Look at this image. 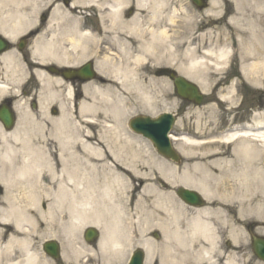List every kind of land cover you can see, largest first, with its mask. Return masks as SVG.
<instances>
[{"label": "bare ground", "instance_id": "6f19581e", "mask_svg": "<svg viewBox=\"0 0 264 264\" xmlns=\"http://www.w3.org/2000/svg\"><path fill=\"white\" fill-rule=\"evenodd\" d=\"M12 1L17 7L23 4L33 8L37 4L35 0ZM132 1L85 0L87 4L93 2L92 5L100 11L109 12L108 19L114 32L111 42L113 46L119 47L117 53L111 52L110 47L96 51L98 55L95 67L102 79L83 85L85 99L78 104V113L87 129L82 130L67 118L65 122L72 126L65 131H58L55 136L56 144L51 150L36 148L26 142L15 148L8 144V138L19 141V133L0 132V185L5 188V198L10 200L8 209L0 210V264H52L35 247L36 238L47 236L60 239L61 256L68 263L74 261L76 256L86 250L77 240L81 229L86 225H96L101 229L99 257L102 264H111L110 257L124 251V245L118 240L122 231L117 215V212L123 211V207L117 204L118 198L114 191L124 187L121 178L133 164L135 167V161L142 157L145 148L148 149V141L123 129V124L139 108L150 115L156 112L159 104L148 90L157 81L153 73L155 65H175L185 77L196 78L199 75L207 79L228 59L229 50L220 47V39L214 32L201 35L200 42L195 43V46L192 45L194 39L185 40L184 35L179 33V24L170 33L169 27L175 20L162 15L165 0H138L134 15L126 21L124 7ZM217 2L218 0L209 1L210 6ZM79 3L81 2L75 1L73 5ZM237 5L240 3L237 2ZM240 14L245 16L244 12ZM8 15L13 17L10 21L16 24L11 28L12 31L20 33L22 28L17 24L27 21V14L10 11ZM228 20L239 21L232 15ZM49 21L70 22L71 26L63 34L66 47L59 43L53 47H43V51L49 50L56 56L65 57L71 64L94 53L89 47L92 42L90 35L78 30L79 25L75 24L70 11L60 10L56 6L50 12ZM245 21L247 29L251 30L250 36L254 37L255 21ZM118 31L127 33L128 38L121 39ZM106 40L103 37L100 42L96 41V45ZM172 41H178L176 44L179 48L186 45L185 49H176L172 46ZM204 46L203 51H200ZM243 47L248 51L250 46ZM243 47L240 50L241 59L244 57ZM197 56L200 58H196ZM257 64L252 63L250 67L254 68ZM245 70L246 65L242 62L240 71L243 73ZM67 95L70 98V90ZM225 97L226 95H222V98ZM163 107L167 109L166 106ZM79 124L82 122L79 121ZM92 126L98 128L97 131L91 130ZM255 136L258 141L264 140V134ZM235 137L236 134L226 135L223 142H230ZM173 140L181 153L187 151L176 140H182L190 146L198 144L186 136L173 137ZM118 161L121 163L117 164ZM138 172L134 169L135 174ZM178 179L181 185L199 187L195 178L188 174H183ZM137 187L139 192L156 190L153 185L147 184L134 185V190ZM200 187L203 191L209 189V186L202 184ZM257 189H262L264 196V186L258 185ZM215 190L219 191L218 186ZM14 191L23 199V204L17 207L12 202ZM151 197L154 211L150 217L153 226L161 229L162 240L158 244L151 240L139 242L138 245L146 252L145 264H154L155 253L159 254L158 264H209L208 255L215 250V236L209 223L203 221L200 213L194 209H188L190 213L181 211L184 207L175 198H168L160 192H155ZM46 198L50 201L46 205V211L41 213L38 204L41 199ZM258 198L252 196L242 207L248 208L249 204L253 213H263L264 201H258ZM215 211L221 213L226 210L217 208ZM35 212H40V215H34ZM141 227L139 225L140 233L143 229L147 230L149 225L145 224L143 229ZM172 243L183 248L178 250ZM90 260L91 257L85 264Z\"/></svg>", "mask_w": 264, "mask_h": 264}, {"label": "rangeland", "instance_id": "374dc122", "mask_svg": "<svg viewBox=\"0 0 264 264\" xmlns=\"http://www.w3.org/2000/svg\"><path fill=\"white\" fill-rule=\"evenodd\" d=\"M34 1V0H31ZM37 4L32 8L26 7L23 4H20L18 7L15 6L14 3H12V0H0V16H6L8 15V12L13 11L15 12H23L27 14L28 20L26 22H33L35 24H39L38 19H35L34 17H37L39 15L48 14L50 15V12L53 8L56 6L59 7L60 10L63 11H70L71 16L73 19H75L79 23L80 31L84 33H88L90 35L91 39V45L89 46L90 49H94L97 51V49L110 47L112 50L111 52L117 53L119 51L118 45L113 46L111 39L114 36V32H112L111 28V22L108 19L109 12L107 10L100 11V9L96 6H87V4H82L81 6L78 4L76 6H73L74 8L67 7L65 4L62 3L61 0H35ZM81 2L85 0H80ZM96 2V0H93ZM101 2V0H97ZM138 0H133L131 3H128L124 10L126 12L125 20L128 21L136 11V2ZM237 2L240 3V5H237ZM264 5V0H244V3H241V0H218V3H216L213 6H210L208 4V7L204 10H198L191 2L190 0H165L162 15L167 17L170 16L175 20V23L172 24L169 29L170 33H173V30H175V26L179 24L178 31L179 33L183 34L185 37V40L188 39H194L193 46H195V43L200 42L199 37L203 34H206L208 32H214L220 39V47H225L230 50V57L224 63L221 68L217 69L215 72H213V76L210 78H203L199 75L196 78H188L190 81L194 82L200 90L204 93V99L202 102V105H194L192 103H188L185 101H182L175 93L173 84L171 80L162 75L163 73L157 74V70L164 69V68H171L175 70L178 74L184 76L181 69L176 67L175 65H168V64H157L154 67L153 73L155 74V78L157 79L156 84L152 87H149V91H151V94H153V98L158 103V107H156V112L154 114H149L147 111H144L142 108H139L136 112L129 115L124 124L123 129L132 132L128 127V121L130 118L138 115H144V116H151L155 117L158 114L162 112H172L177 113V120L176 123L172 129V133L174 136L178 135H186L187 137H190L191 139H194L196 141H211L213 137H215L214 132V118L216 116V109L213 104L214 94L213 93V84L214 80L217 78H220V83L222 81H225L226 79H229L223 86L221 85V88L219 89V92L221 93H227L231 94V85L235 87H239L240 82L238 80V77L233 76L234 74H238L240 71V66L243 62L245 64L247 61L251 60L252 57L250 56L247 51H245V47L249 45L253 48H258V41L261 37L260 32L263 30L264 26L262 25V7ZM244 12L245 16H242L240 13ZM229 15H232L234 18L239 19V21L230 22L228 19H226ZM244 19V20H241ZM245 19H252L255 21V28H253V34L254 37L250 36L251 30L247 29V23ZM1 20V19H0ZM62 21H56V22H50L48 21L46 25L51 29L52 35H55L57 40L59 42L64 41V38H61L62 36V28L65 26ZM2 24V23H0ZM199 24V26H198ZM89 29H95L97 32L95 34L89 33ZM88 30V31H87ZM260 30V32H259ZM93 31V30H92ZM124 31V30H121ZM118 31V36L121 39L128 38L127 33ZM45 36V35H43ZM106 37V41L104 43H100V45H96V41L100 40ZM196 38V39H195ZM109 39V40H108ZM95 41V42H93ZM106 42V43H105ZM173 47L175 46L176 49L182 50L185 49L186 45L179 48L176 44L178 41H172ZM185 42V41H183ZM63 43V42H62ZM203 48L200 49V51H203ZM241 47H243V59L240 57V50ZM257 52L258 49H256ZM96 57L98 53H96ZM104 52H102L100 55L102 56ZM258 54V53H257ZM100 56V57H101ZM196 58H200L197 56ZM91 59L92 61H95L93 57H87L83 59L80 62H77L74 66H79L86 60ZM150 64H153V62H149ZM99 75V74H98ZM161 75V76H158ZM185 77V76H184ZM100 78V76H99ZM240 79V78H239ZM97 80L91 81V83L95 82ZM230 81V82H229ZM222 84V83H221ZM76 96H78V100L74 101V106L72 109L69 110V121L72 124H77L80 126L82 130L87 129L85 126V122L82 120L81 115L78 113L79 111V102L85 99V93L83 90L75 91ZM65 102L66 109L68 108L67 102L68 99L64 94L61 93L60 95ZM230 102L226 105H232L237 104L238 101H240L239 95H234L228 99ZM166 106L167 109H163ZM65 109V110H66ZM71 112H73V115H70ZM79 121L82 122V124H79ZM72 124L67 125V122L62 120L60 118V115L57 117H54L50 120L41 119L39 116L34 121V124L28 125L31 127V132L27 133H21L19 134L21 137V140L16 141L12 138H8V144L19 148L22 142H26L27 144L41 149H53L56 144L55 136L58 134V131L60 130L65 131L67 129H70ZM22 125H19L20 130ZM26 128V127H25ZM98 128L92 126L91 130L97 131ZM102 130V128H100ZM135 136L136 133L132 132ZM139 137H142L141 135H137ZM144 139V138H142ZM144 141H148L144 139ZM181 147L184 149V151H187L186 153H179L182 156V162L180 164H175L171 161L165 160L164 157L159 155L156 150L152 147L151 143L148 141V149L145 148V151L141 158L136 160V165L134 167V164L132 165L133 173L134 169L139 171L138 173H134V175L128 174L127 177H123L121 179L122 183L127 185V187L124 185V187L117 191L121 196H118L117 203L121 204L123 207L122 212V218L124 221V225L131 227V221L130 216L132 212V204L131 201L134 198V231L136 233L134 237V247L130 244L131 238L129 235L127 236V230L125 232V236L123 239V245H124V251L120 254L115 256H111V264H125L127 261V258L129 254L131 253L132 249L138 248L137 242L139 240L141 241H154L155 244H158L162 240V233L159 226H153V221L151 220V212H153V199H152V193L149 192H139L138 194L133 192V190H130V187L134 184H140V181L136 180V177L145 179V177L149 178L146 181L152 182L154 187L161 193H166V188L164 189L163 184L159 183L158 178L161 177L164 180H169V177H176V176H182L183 174H188L190 176H193L196 180V176H199L197 169H196V163L198 160H204L209 159L212 157V151L217 149H224V145L221 143H213L207 142V143H199L190 146L189 144H185L182 140H178ZM217 147H215V146ZM119 163V161H118ZM207 165V164H206ZM134 176V180L132 178ZM150 176L154 177L153 179H150ZM223 177V176H222ZM244 180H226V185L223 193H228L229 196H236V198L231 199L233 205H230L232 210L238 211L241 207H238V203L240 200L237 199V196L241 195L243 191L240 192V190L237 192V195H233L235 193L234 186L236 183L237 185H241V182L247 181L246 177H243ZM127 179H130L133 183H131V186L128 185ZM140 179V180H141ZM175 183H178L177 179H175ZM240 183V184H239ZM168 189H173L172 187H169ZM257 190L253 188V184L245 191L246 194H253L256 193ZM14 193H17V191H14ZM134 193V196H133ZM260 198L259 200L264 201L263 193H259ZM18 201L21 205L23 204V199L20 195L16 196ZM177 198V197H176ZM16 199V198H15ZM178 199V198H177ZM138 200V203L136 202ZM50 200L41 199L38 204V210L41 213H44L46 211V205L49 203ZM44 204V207L42 206ZM249 207H251L248 204ZM181 211H186L187 213H190L189 210L185 207ZM240 211V210H239ZM237 214H234L232 212V215H236L242 219V217L248 218L249 212L244 209L241 212ZM39 213H34V215L39 216ZM39 214V215H38ZM253 214V215H252ZM259 214L251 213V217L258 216ZM263 215L261 218H252L253 220L259 221L258 224L264 223V213L260 214ZM148 217V219H147ZM140 220L143 222H146L149 227H147L148 230L143 231L142 235L140 233V228L138 227L137 221ZM148 220V221H146ZM152 224V225H151ZM86 227H83L80 231L78 242L80 245H83L86 250L82 251V254L76 256V260L71 262H66L64 258L61 256L57 260H54L52 257H50L46 252L42 249V244L46 240H55L59 244L60 253L62 250V243L60 239L56 238L55 236H47V237H38L35 239V247L39 253H42L46 255V257L50 260L52 264H85L89 257H91V260L87 264H102L100 257H99V251H98V244H88L84 238V230ZM97 228V227H96ZM235 232V238H238L239 240H243L247 238L246 236L243 237L237 230V228L234 229ZM99 231V229H98ZM254 234L264 233V226H261V228H254L253 229ZM101 233V232H100ZM153 233H157L158 237L153 236ZM150 237V238H149ZM173 242V241H172ZM78 244V245H79ZM173 244V247L177 248H183V246H180L178 244ZM239 250L245 249L244 254H247L248 249L246 243L241 242L239 244ZM91 252H90V250ZM154 264L159 263V254L155 253L154 257ZM252 264L254 263V260H250ZM257 264V263H256Z\"/></svg>", "mask_w": 264, "mask_h": 264}, {"label": "flooded vegetation", "instance_id": "af4514ba", "mask_svg": "<svg viewBox=\"0 0 264 264\" xmlns=\"http://www.w3.org/2000/svg\"><path fill=\"white\" fill-rule=\"evenodd\" d=\"M262 9L264 11V6ZM39 19L44 24L48 16H40ZM43 24L38 25L37 28L29 29L21 36H14L12 39L7 37L11 34L7 25H0V116L6 112L12 118L10 129L7 128L6 123L0 120V132H9L16 129V125L20 121L24 131L28 132L29 129L25 127L29 124V121L23 118L28 114H33V119H36L38 115L41 119L46 120L58 116L64 108L62 100L61 104L57 103L58 91L70 87L74 94V90L84 84L82 81L68 82L62 73L54 72L55 68L52 66L65 67L67 66L65 61L45 52H39L37 55L33 54L35 45L43 47L49 43V37L40 36V33H46ZM260 35L258 41L260 53L257 59L261 68L252 70L246 79V84L243 87L244 104L242 108L239 105L233 114L221 111L224 115L217 118L216 133L218 137L227 131L245 130L246 134H252L264 130V126H262L264 122L262 124L256 123L257 118L264 119V28ZM21 118L23 119L21 120ZM220 152L221 154L216 151V156L212 159V163L215 165L232 167L235 163L242 164L243 171L248 173V178L254 180L264 179V171L260 167V163H264V144H254L247 139H240L237 142L228 144L226 149ZM237 169L239 170V166ZM233 176L229 175L228 177L233 178ZM1 199L2 189L0 187V208L3 206L5 208ZM226 203L228 201L223 198L220 202L212 200L209 203V201H206L203 206L197 209L201 211L209 208L211 211L209 215L215 216L214 210L220 204L225 205ZM238 224L243 235L246 233L249 235L252 227H255L249 220L238 222ZM211 225L217 237L214 242L221 247L222 254L210 255L214 261L209 264H252V262H249L250 259H254L255 263L264 264V261L254 254L232 256L227 254L228 251H231V247L239 243V239L234 238L235 221L232 214L230 219L224 215L215 222L211 221ZM242 242L246 243L247 248H249L247 252H250V239H243Z\"/></svg>", "mask_w": 264, "mask_h": 264}, {"label": "water", "instance_id": "95a60500", "mask_svg": "<svg viewBox=\"0 0 264 264\" xmlns=\"http://www.w3.org/2000/svg\"><path fill=\"white\" fill-rule=\"evenodd\" d=\"M194 2L199 7L202 6L200 0H194ZM70 70L72 76L82 73L86 76L85 78L87 79L92 77L90 64L84 65L78 72L77 70ZM170 76L174 77L172 73L170 74ZM173 82L179 96L188 100H192L195 103H200L202 96L198 92V89L195 85L179 76L174 77ZM173 121L174 117L172 114L164 113L157 118L136 117L130 121V127L136 132L141 133L142 135L151 139L154 146L161 154L174 161H178L179 157L172 150L167 138V132L170 129ZM178 194L182 199L194 204H196L199 199V196L196 192L190 191L188 189L181 188L179 189ZM95 236L96 232L93 229H87L85 235L86 240H91ZM44 249L53 257H56L58 255L57 245L54 242L46 243L44 245ZM253 249L257 255L264 256V239L253 238ZM142 257V252L140 250H137L132 255V258L130 259L128 264H142Z\"/></svg>", "mask_w": 264, "mask_h": 264}]
</instances>
